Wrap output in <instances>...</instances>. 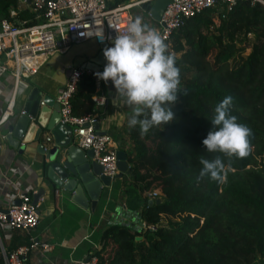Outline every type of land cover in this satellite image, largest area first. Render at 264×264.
Instances as JSON below:
<instances>
[{"label": "trees", "instance_id": "16d2710c", "mask_svg": "<svg viewBox=\"0 0 264 264\" xmlns=\"http://www.w3.org/2000/svg\"><path fill=\"white\" fill-rule=\"evenodd\" d=\"M17 3L0 0V21L16 23L10 10ZM143 9L150 13L151 3ZM170 43L179 87L186 93H178L173 121L144 135L138 126L125 125L133 148L127 160L143 197L145 227L108 226L93 255L97 264H264V6L218 1L186 21ZM96 82L94 73L80 79L71 102L74 116L94 114ZM225 96L232 97L230 114L251 129L250 151L243 158L209 153L201 143ZM217 156L225 165L222 179H197L200 159ZM153 192L162 199L158 206H149L147 195Z\"/></svg>", "mask_w": 264, "mask_h": 264}, {"label": "built area", "instance_id": "2783aa9c", "mask_svg": "<svg viewBox=\"0 0 264 264\" xmlns=\"http://www.w3.org/2000/svg\"><path fill=\"white\" fill-rule=\"evenodd\" d=\"M155 1L145 0V3ZM218 1L234 5L239 0H171L156 29L170 54L173 55L170 50L172 35L189 19L215 7ZM244 1L264 6V0ZM18 2L28 4L31 23L0 21V87L3 85V77L12 73L16 90L22 80L35 75L54 55L64 53L75 45L97 40L100 45L107 44L111 47L115 36L124 34L128 24L134 19L131 14L132 4L110 8L107 0H18ZM100 31L103 39L96 37ZM29 65L33 68H29ZM91 73L93 72L84 69L69 71L67 83L57 99L61 123L72 128L73 144L84 151L92 150L94 159L102 165L104 174L113 179L119 174L116 142L109 134H100L96 130L98 119L95 116L73 115L71 102L78 83L84 75ZM17 95L15 92L11 97L0 118V159L6 141L3 128L14 116ZM51 142L52 138L46 137L41 145L47 149V144ZM33 194L29 190L20 192L17 204L0 211V228L9 234H30L38 228L41 220L39 203L34 204ZM158 196L155 192L148 195L153 201L158 199ZM151 229L155 230V227ZM91 249L89 257L78 264H97V258L93 254L98 246L94 245ZM36 251L44 254L52 251V247L38 239H31L28 245L8 252L0 238V256L4 264H26V259Z\"/></svg>", "mask_w": 264, "mask_h": 264}, {"label": "crops", "instance_id": "0c3cea01", "mask_svg": "<svg viewBox=\"0 0 264 264\" xmlns=\"http://www.w3.org/2000/svg\"><path fill=\"white\" fill-rule=\"evenodd\" d=\"M107 2L113 5L116 0ZM126 4L133 5L132 13L135 19L139 18L142 23L145 20L151 28L157 26V22L143 9L145 0H127L122 5ZM23 13L27 18L18 19ZM10 17L15 19L16 23L32 21L28 4L19 2L16 8L10 10ZM100 47L97 40H89L71 47L64 53L54 55L35 75L22 80L18 90L15 88L16 82L12 73L4 76L3 85L0 87V118L15 92L18 95L14 114L22 112L25 98L34 88L39 89L43 97H48L52 106H56L58 96L67 83L69 71L83 69L86 62L99 52ZM96 83V93L93 97L96 106L93 116L98 119V132L112 136L118 151L128 156L133 148L125 134V125L131 108L124 105L110 81L105 84L97 79ZM4 128L3 133L6 134ZM46 137L52 138V142L47 144V150L53 155L56 152L53 137L49 132H45L43 141ZM28 152L30 155L27 153L21 157L9 147L7 141L4 142L0 159V211L17 204L20 192L29 190L34 196L40 188L43 173L38 158L33 156L31 150ZM143 206V197L133 185L131 175L116 179L111 189L104 190L100 202L90 211L73 204L68 197L56 199L48 193L39 202L41 220L38 228L30 234H9L0 228L1 243L7 249L14 243H22L21 246H24L25 243H30L31 239H38L52 247V251L48 253L34 252L26 259V264H78L89 257L94 245H99L100 235L108 226L123 224L137 231L143 228Z\"/></svg>", "mask_w": 264, "mask_h": 264}, {"label": "clouds", "instance_id": "9594fccd", "mask_svg": "<svg viewBox=\"0 0 264 264\" xmlns=\"http://www.w3.org/2000/svg\"><path fill=\"white\" fill-rule=\"evenodd\" d=\"M96 37L103 39L102 32ZM103 56L105 66L94 75L105 84L110 81L124 105L131 108L129 128L138 126L140 134L144 135L153 127H164L173 121L172 108L178 93H186L179 87L175 58L168 52L159 32L136 18L128 24L124 34L115 36L112 46L103 50ZM231 106V96H225L215 106L210 130L201 143L209 153L243 158L249 154L252 133L230 114ZM200 163L202 168L197 179L206 176L222 179L220 173L225 165L219 156L212 160L201 158Z\"/></svg>", "mask_w": 264, "mask_h": 264}, {"label": "water", "instance_id": "95a60500", "mask_svg": "<svg viewBox=\"0 0 264 264\" xmlns=\"http://www.w3.org/2000/svg\"><path fill=\"white\" fill-rule=\"evenodd\" d=\"M171 0H156L151 5L150 16L159 23ZM103 44L99 52L83 66L93 73L103 70L106 60ZM6 141L11 149L23 157L32 151L38 158L43 176L40 188L33 196L37 205L48 193L54 198H67L85 211L93 210L101 200L105 189H111L116 179L131 175L125 153L118 151L119 174L113 179L104 174V169L94 159L92 150L84 151L73 144V130L61 123L60 106H52L49 98L43 97L39 89H32L26 96L22 112L14 114L4 128ZM96 130L99 128L96 126ZM49 132L53 137L56 152L52 155L42 147L43 136ZM162 199L150 200L149 206L160 205ZM137 237L136 241H141Z\"/></svg>", "mask_w": 264, "mask_h": 264}, {"label": "rangeland", "instance_id": "374dc122", "mask_svg": "<svg viewBox=\"0 0 264 264\" xmlns=\"http://www.w3.org/2000/svg\"><path fill=\"white\" fill-rule=\"evenodd\" d=\"M131 14H132V18H134V15H133L132 11H131ZM133 20H135V18H134ZM143 23L146 24L145 20L143 21ZM156 28H157V26L154 27L155 30H156ZM155 193H157V196H158V195L160 196L159 192H155ZM149 194H150V193H148V195H149ZM148 195H147V196H148ZM159 198H161V197H159ZM163 220H164V222H167L168 217L164 216V217H163Z\"/></svg>", "mask_w": 264, "mask_h": 264}, {"label": "bare ground", "instance_id": "6f19581e", "mask_svg": "<svg viewBox=\"0 0 264 264\" xmlns=\"http://www.w3.org/2000/svg\"><path fill=\"white\" fill-rule=\"evenodd\" d=\"M28 67H29V68H33V66H32V65H29Z\"/></svg>", "mask_w": 264, "mask_h": 264}]
</instances>
